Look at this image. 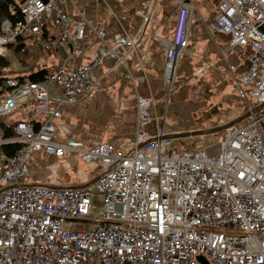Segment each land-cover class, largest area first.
Masks as SVG:
<instances>
[{
  "label": "built area",
  "instance_id": "obj_1",
  "mask_svg": "<svg viewBox=\"0 0 264 264\" xmlns=\"http://www.w3.org/2000/svg\"><path fill=\"white\" fill-rule=\"evenodd\" d=\"M155 1H142L133 35L110 40L80 12L72 21L65 10L69 0H22V20L0 22V57H11L19 41L77 50L87 30L100 42L93 59L77 69L60 66L38 82L8 76L0 86V121L15 134L0 146L22 145L12 157L0 152V264H201L198 257L208 264H264V0H220L211 22L228 37L230 49L251 51L246 71L230 66L225 74L246 116L223 126L221 143L196 149L188 136L166 133L152 113V99L140 95L135 134L126 145L86 148L55 140L60 108L94 91L91 72L99 64L107 59L123 64L119 49L133 52L139 46ZM174 1L177 17L165 44L168 87L179 55L186 53L192 12V0ZM46 25L58 29L57 38H44ZM126 78L134 81L129 73ZM50 86L60 93L52 95ZM21 101L38 123L10 120ZM34 153L56 158L76 153L85 163L97 161L102 173L75 188L28 184L27 162Z\"/></svg>",
  "mask_w": 264,
  "mask_h": 264
},
{
  "label": "crops",
  "instance_id": "obj_2",
  "mask_svg": "<svg viewBox=\"0 0 264 264\" xmlns=\"http://www.w3.org/2000/svg\"><path fill=\"white\" fill-rule=\"evenodd\" d=\"M142 1L69 0L65 10L72 21L77 20L80 12L110 40L115 35H133L137 31L141 23L138 11ZM219 1H191L194 12L188 15L186 53L178 57L177 83L171 93L166 92L161 80L165 45L156 38L171 40L178 3L175 5L170 0L152 3L139 46L133 52L125 47L119 49L123 64L111 59L99 64L91 72L94 91L76 104L60 108V118L54 121L56 142L65 144L73 140L86 148L102 143L115 147L126 145L135 134L137 95L152 99V113L161 121L164 131L173 137L188 136L191 141L200 138L193 133L200 121L186 123L191 117H222L224 124L217 125V122L210 126L213 129L217 125L222 131L227 124L242 122L246 105L238 97L233 81L225 74L230 66L236 67L237 73L246 71L251 51L249 48L230 49L228 37L211 28ZM169 15H173L171 27L170 23H165ZM166 30H169L167 36ZM58 34V29L49 25L43 32L46 39H55ZM99 44L89 30L77 50L72 46L42 49L30 41H19L18 45H22L19 50L16 51L14 46L10 48L14 62L9 77H25L23 80L28 81L29 75L39 71L51 73L60 66L67 70L77 69L93 59ZM33 58L35 64L29 63L28 60ZM206 64L212 67L200 72ZM127 73L134 81L126 78ZM49 91L52 95L60 93L56 86H50ZM12 118L14 123H38L41 120L31 116L24 101L19 103ZM177 122L179 125L175 124ZM145 132L152 133V127H147ZM27 163L28 184L54 188L89 185L102 173L97 161L85 163L76 153L66 158L34 153Z\"/></svg>",
  "mask_w": 264,
  "mask_h": 264
},
{
  "label": "rangeland",
  "instance_id": "obj_3",
  "mask_svg": "<svg viewBox=\"0 0 264 264\" xmlns=\"http://www.w3.org/2000/svg\"><path fill=\"white\" fill-rule=\"evenodd\" d=\"M170 1L173 2V4H175V5L177 4L174 0H170ZM177 7H178V4H177ZM192 12H194V9ZM195 16H193V18H195ZM172 21H173V15H169V17L166 19L165 23H170V27H171ZM164 32L166 34L165 36H167L169 30H166ZM156 40L160 43H163L164 45L167 43V40L165 41V39L160 38V37H157ZM8 59L10 62V67L7 71L4 72L5 75H7V77L12 73L13 62H14L12 60V57H9ZM28 62L35 64L34 58L31 60H28ZM176 75H177V73H176V68H175L174 75L172 76L173 84L170 87H168L166 84V79H165V63H164L161 80H162L163 88L166 90L167 93L173 92V89L176 88V83H177ZM248 101L252 102V99L249 98ZM243 115L246 116V110L243 112ZM10 120L13 121V118L11 117ZM186 121H188V122H186L187 124L197 123L198 121H200L199 125L196 127V129H194L196 131H193L194 136H199L200 138L193 139L192 141L190 139L187 140V142L192 144V146L194 148L200 149V148H204V147L213 146V145H216V144H219L222 142V140L224 138V133H223L221 127L217 126L220 124H224V122H222V117H191V119L186 120ZM179 122L183 123V122H181V120ZM234 122H236V121H234ZM212 123H217V125L213 129H210L211 128L210 126ZM175 124L179 125L178 122ZM236 124H239V123H236ZM78 157L80 158V155H78ZM93 215H99V211L95 210L93 212Z\"/></svg>",
  "mask_w": 264,
  "mask_h": 264
},
{
  "label": "trees",
  "instance_id": "obj_4",
  "mask_svg": "<svg viewBox=\"0 0 264 264\" xmlns=\"http://www.w3.org/2000/svg\"><path fill=\"white\" fill-rule=\"evenodd\" d=\"M22 0H12L11 5L5 6L4 0H0V22L4 19H9L13 22L22 20V16L19 13V5ZM22 46V45H21ZM20 45L18 42L14 45L15 50H19ZM10 67V62L7 57H0V86L3 85L4 81L8 78L5 75V71H7ZM46 71H39L37 73H33L29 75L27 78L31 82H38L41 81L44 76L46 75ZM25 78V77H24ZM23 77H17L19 81H23ZM38 125H36L37 127ZM15 136L12 127H7L4 125L3 121H0V140H7L11 139ZM22 149V145L20 144H8V145H1L0 152L4 153L5 155L12 157L16 155L18 151Z\"/></svg>",
  "mask_w": 264,
  "mask_h": 264
},
{
  "label": "water",
  "instance_id": "obj_5",
  "mask_svg": "<svg viewBox=\"0 0 264 264\" xmlns=\"http://www.w3.org/2000/svg\"><path fill=\"white\" fill-rule=\"evenodd\" d=\"M12 0H4V5L7 7L9 5H11ZM181 136V135H180ZM86 186V185H84ZM197 260L201 263V264H208L207 261L203 258V257H198Z\"/></svg>",
  "mask_w": 264,
  "mask_h": 264
},
{
  "label": "bare ground",
  "instance_id": "obj_6",
  "mask_svg": "<svg viewBox=\"0 0 264 264\" xmlns=\"http://www.w3.org/2000/svg\"><path fill=\"white\" fill-rule=\"evenodd\" d=\"M172 72H173V66L169 69H167V71H166V76L167 77H169V76H171L172 75Z\"/></svg>",
  "mask_w": 264,
  "mask_h": 264
}]
</instances>
